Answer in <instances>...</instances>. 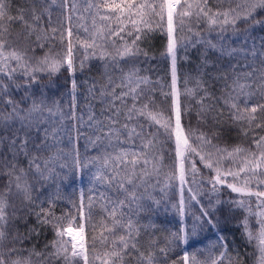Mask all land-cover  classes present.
<instances>
[{"label": "snow or ice", "instance_id": "snow-or-ice-1", "mask_svg": "<svg viewBox=\"0 0 264 264\" xmlns=\"http://www.w3.org/2000/svg\"><path fill=\"white\" fill-rule=\"evenodd\" d=\"M250 260L264 0H0V264Z\"/></svg>", "mask_w": 264, "mask_h": 264}, {"label": "trees", "instance_id": "trees-1", "mask_svg": "<svg viewBox=\"0 0 264 264\" xmlns=\"http://www.w3.org/2000/svg\"><path fill=\"white\" fill-rule=\"evenodd\" d=\"M153 44H154V47L152 50V54L157 57V61H154L153 63L155 64V63L159 62L160 75H163L162 69L164 67V62H163V58L161 56V53H163V51H164V45H163V42L161 40H156L153 42ZM87 187H88V184H87V181L85 180V183L83 185L77 183L76 191L78 193L79 190L81 188H83L86 192ZM64 192L66 195H70L73 192V189L71 186L65 185L64 186ZM61 207L66 209L68 207V205L66 202H62L57 207V214L58 215L60 214V208ZM152 221H155L159 227H167V228H173V227L178 228L179 227L178 223H176V218L174 217V215L172 213H169L167 217H165L164 214L161 213L158 218L155 216L152 217ZM152 221H149L147 218H145V219H143L142 222L144 224H148ZM169 221H171V223H168ZM233 227H234V225H233ZM157 235L160 236L161 238H163L164 233L158 232ZM237 236H239V233H237ZM52 237H53V234H52L51 230H49L45 235L42 236L41 243H44L46 241H50L52 239ZM207 242L208 241H206V243ZM247 251L251 253L254 251V249L252 247H248ZM249 264H251V260L249 261Z\"/></svg>", "mask_w": 264, "mask_h": 264}]
</instances>
